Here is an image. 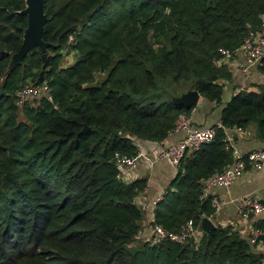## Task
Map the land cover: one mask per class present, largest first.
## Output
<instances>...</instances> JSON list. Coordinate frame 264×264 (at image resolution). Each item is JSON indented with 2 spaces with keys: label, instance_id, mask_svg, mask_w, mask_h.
Wrapping results in <instances>:
<instances>
[{
  "label": "trees",
  "instance_id": "trees-1",
  "mask_svg": "<svg viewBox=\"0 0 264 264\" xmlns=\"http://www.w3.org/2000/svg\"><path fill=\"white\" fill-rule=\"evenodd\" d=\"M44 6L46 59L37 46L12 67L27 0H0V264H264L231 226L203 229L217 208L211 195L201 197L205 182L235 159L227 131L255 122L264 139V87L231 97L216 137L187 155L159 200L157 222L174 232L193 221L195 239L138 240L146 210L136 198L148 178L122 179L117 160L139 155L137 138L163 141L191 114L196 105L174 96L197 89L222 101L229 72L215 60L261 27L264 0ZM44 83L51 98L20 101L22 86ZM255 227L264 231V218Z\"/></svg>",
  "mask_w": 264,
  "mask_h": 264
},
{
  "label": "crops",
  "instance_id": "crops-1",
  "mask_svg": "<svg viewBox=\"0 0 264 264\" xmlns=\"http://www.w3.org/2000/svg\"><path fill=\"white\" fill-rule=\"evenodd\" d=\"M263 59L249 74L241 72L243 62L241 56H235L230 62L225 64L229 77L220 80L224 87L222 101L209 100L201 95L191 112L194 124L200 127L219 125L225 104L236 92L242 89L261 91L264 87ZM228 132L232 136L234 144L244 156L255 150H264V139L260 137L258 125L255 122L250 123L245 128H232ZM184 135L183 131H171L161 142L136 139L139 147V156L137 166L130 174V181L142 177L148 178L146 191L136 198L138 204L145 206L144 204L147 202L162 196L176 177L178 167H174L166 160L159 159L158 153L164 147L182 139ZM212 196L217 197L221 201V205L211 217L212 221L216 225H229L239 231L243 237L250 240L257 252L264 254V240H260L257 243L253 241L254 230L256 229L255 222L258 218L246 214L242 208V200L247 196L264 202V161L260 167L247 163L245 170L237 177L234 183L230 186L214 188ZM149 219L150 212L146 210L141 232L144 236L150 230Z\"/></svg>",
  "mask_w": 264,
  "mask_h": 264
},
{
  "label": "built area",
  "instance_id": "built-area-1",
  "mask_svg": "<svg viewBox=\"0 0 264 264\" xmlns=\"http://www.w3.org/2000/svg\"><path fill=\"white\" fill-rule=\"evenodd\" d=\"M221 52L222 55L215 60L216 66L222 67L235 56H241L243 59L241 72L249 74L264 58V14L261 17V27L258 30H250L236 49H221ZM42 93L51 98L50 88L47 83L42 85L26 84L18 90V96L23 103H31ZM172 131H183L185 135L182 139L160 150L158 158L168 161L174 167H179L188 154L199 150L204 144L211 142L217 135V130L214 126H196L191 114L184 113L179 116ZM225 140L227 147L232 149L235 159L232 164L226 166L222 171L213 175L205 182L202 189V198H206L209 195L212 196V190L218 186H230L234 183L237 177L245 170L247 163L260 167L264 161V150H255L244 156L234 144L233 138L228 131ZM138 156H117L120 177L122 179L130 180V174L137 166ZM161 198L162 196H158L143 206L145 210H149L150 212L151 223L149 227L155 239L170 238L174 241L184 242L197 238L201 233L193 221L187 222L179 231L174 232L166 230L162 224L157 222V206ZM242 202V208L246 214H250L255 218L264 216L263 201L247 196L243 198ZM213 204L218 208L221 205V201L217 197H213ZM263 234L264 231L261 228H256L254 230L253 241L259 240L258 238Z\"/></svg>",
  "mask_w": 264,
  "mask_h": 264
},
{
  "label": "water",
  "instance_id": "water-1",
  "mask_svg": "<svg viewBox=\"0 0 264 264\" xmlns=\"http://www.w3.org/2000/svg\"><path fill=\"white\" fill-rule=\"evenodd\" d=\"M23 12L28 15V27L25 30L24 41L21 48L13 55L12 67L20 62L30 50H33L37 46L42 47L44 51L43 58L46 59L47 57L46 50L49 43L45 42L43 39V31L47 21L44 0H27V7ZM41 75L43 76V71ZM200 96L201 93L199 90L194 89L174 97V101L179 105L190 108L198 103ZM202 227L204 230H210L216 228L217 225L210 217H205L202 221Z\"/></svg>",
  "mask_w": 264,
  "mask_h": 264
},
{
  "label": "rangeland",
  "instance_id": "rangeland-1",
  "mask_svg": "<svg viewBox=\"0 0 264 264\" xmlns=\"http://www.w3.org/2000/svg\"><path fill=\"white\" fill-rule=\"evenodd\" d=\"M16 53H17V52H16ZM71 59L73 60V57H72V56H71V58H70V57H69V58L67 57V59L65 60V61H66L65 63L70 62ZM183 89H184V88H180V89L178 90V92H179V93L182 92ZM153 237H154V235H153L152 230H151V228H150L149 233H148L147 235H145V236H144V235H141L140 238H138V240H139V241L146 240V239H151V240H153Z\"/></svg>",
  "mask_w": 264,
  "mask_h": 264
}]
</instances>
